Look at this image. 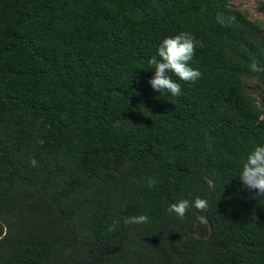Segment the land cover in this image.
Masks as SVG:
<instances>
[{"label":"trees","instance_id":"trees-1","mask_svg":"<svg viewBox=\"0 0 264 264\" xmlns=\"http://www.w3.org/2000/svg\"><path fill=\"white\" fill-rule=\"evenodd\" d=\"M181 32L202 76L173 97L148 61ZM256 146L264 25L231 0H0V264H264Z\"/></svg>","mask_w":264,"mask_h":264},{"label":"clouds","instance_id":"clouds-1","mask_svg":"<svg viewBox=\"0 0 264 264\" xmlns=\"http://www.w3.org/2000/svg\"><path fill=\"white\" fill-rule=\"evenodd\" d=\"M196 45L195 38L186 32H181L162 41L157 49V55L160 59L158 60L157 56H153L148 61L150 66H154V75L148 81L153 90L161 93L167 92L176 97L182 94L181 85L172 78L170 73L175 74L176 77L185 82L194 83L201 78L202 73L190 66L195 55ZM239 179L249 190H256L258 197L264 196V146H256L247 156L242 165ZM157 182L155 178L150 179L148 186L153 187ZM190 207H194L199 212H206L208 201L200 197H196L192 202L181 199L172 203L167 211L183 218ZM196 219L202 224L207 223L205 216L200 215ZM123 222L126 226L145 224L149 222V217L143 214L128 216L124 218ZM115 223L118 225L119 221Z\"/></svg>","mask_w":264,"mask_h":264},{"label":"rangeland","instance_id":"rangeland-1","mask_svg":"<svg viewBox=\"0 0 264 264\" xmlns=\"http://www.w3.org/2000/svg\"><path fill=\"white\" fill-rule=\"evenodd\" d=\"M231 2L235 7L247 12L250 18L264 25V10L260 9V4L264 0H231Z\"/></svg>","mask_w":264,"mask_h":264}]
</instances>
